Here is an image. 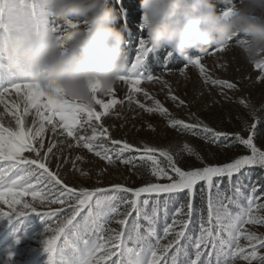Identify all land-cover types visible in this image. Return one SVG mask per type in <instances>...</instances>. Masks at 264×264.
<instances>
[{"label":"snow or ice","instance_id":"snow-or-ice-1","mask_svg":"<svg viewBox=\"0 0 264 264\" xmlns=\"http://www.w3.org/2000/svg\"><path fill=\"white\" fill-rule=\"evenodd\" d=\"M3 3L4 0H0V11ZM30 4L27 20L21 17L19 11L9 12V18L33 34H39L43 27H48V16L42 11V0H31ZM235 4H225L221 13L230 14ZM3 24L4 17L0 15V36L3 35ZM79 26L71 19H63L54 22L51 28L62 33ZM232 43L242 47L244 41L239 35L227 37L213 43L208 54L222 53ZM150 51L141 39L135 60L121 72L117 82H123L126 86V99L129 103L135 100L137 93H143L146 98L154 100V106L146 108L143 103L136 101L139 107L149 113L155 111L167 117L170 115L169 110L140 87L144 81L160 82L162 78L145 74L142 70ZM186 59L181 75L192 65L199 69L205 83L228 89L236 88L234 83L226 80L211 79L202 64V54L196 53ZM254 66L264 74V62H256ZM8 76V82L0 85V105L3 106V112L0 113V219H7L11 224L13 220L36 214L46 221V237L43 240V251L47 253L46 264H236L237 259L243 260L245 264H253L254 261L256 264H264V253L260 251L264 249V235H257L245 227L248 224H264V215L259 214L264 204L258 203L264 194V181L259 185L253 183L250 192L246 194L238 183L237 175L252 167L264 169V150L254 142L259 123L255 113H252L254 122L251 125L245 122V131L249 133L246 138L239 133L215 131L200 121L186 123L181 119L169 120V126L199 135L206 142L218 143L221 138L227 141L231 137L233 143L245 146L250 153L234 158L231 162L208 164L195 149L185 143L183 151L194 156L203 166L184 170L167 149L145 145L141 150L127 141L111 139L109 129L101 123V119L115 105L124 102L115 98L106 102L107 97L114 95L116 84L106 92L101 91L99 86L93 88L94 105L88 107L63 96L59 88L55 92L42 88L28 79L27 75ZM258 79L264 80V75L258 76ZM164 83L167 84V81ZM171 99L175 101L178 98L172 95ZM179 103L183 105L185 102L180 100ZM241 103L248 106L243 100ZM4 114L11 116L15 126H12L11 121L5 125ZM29 117L31 124L28 123ZM89 129L90 135L77 134L87 133ZM48 131L53 133V138L46 143ZM56 137H62L65 141L71 138L73 143H68L67 148L83 147L109 165L120 161L135 166L133 162L137 157L125 158L124 154L142 153L138 158L145 163L150 162L149 174L155 178V182L136 188L123 184H113L108 188L72 186L67 183V173L61 174L69 161L67 158L62 159L63 149L59 154L54 152L60 142ZM101 138L110 140V145L102 142ZM157 153L163 158L164 166L161 159L157 158ZM53 160L56 161L54 166ZM77 161L83 162L84 158L77 155L71 162L72 169L88 177L89 172L81 169ZM105 170L101 169L98 174ZM225 179L228 181V189L221 193L220 185ZM161 180L167 182L160 183ZM198 185L200 199L206 205V216L204 206L199 209L194 206ZM228 190L232 191V196L226 195ZM161 194H167L163 201V236L157 230ZM181 195L186 202L176 209L172 222L167 223V207ZM28 196H31V200L26 199ZM240 201H246V206ZM150 202L149 214L146 209ZM52 205L59 207L52 208ZM228 205H234L238 211L233 213ZM197 213L199 235L193 239L191 234L186 233L189 225L196 223L193 217ZM114 219L118 228L109 226ZM141 219L148 222L143 232ZM221 233H225L226 237ZM169 236L173 239L163 243ZM21 239V236H17L14 245L19 244ZM242 239L247 243L242 244ZM189 246L196 250L194 259L189 256ZM13 255L9 250V262ZM181 256L187 259L180 261Z\"/></svg>","mask_w":264,"mask_h":264},{"label":"rangeland","instance_id":"rangeland-1","mask_svg":"<svg viewBox=\"0 0 264 264\" xmlns=\"http://www.w3.org/2000/svg\"><path fill=\"white\" fill-rule=\"evenodd\" d=\"M18 2L19 0H9L10 13L18 11ZM27 2L30 3L31 0H27ZM47 20L48 27H52L54 26V22H61L63 19L47 17ZM80 27L83 28L86 26L81 25ZM143 29L146 30L145 28ZM239 36L242 38L243 34L241 33ZM146 38L147 35L141 39L146 40ZM139 42L135 43L137 48ZM135 57L136 55H134L130 61L128 57L127 65H130L135 60ZM2 62L3 53L0 52V63ZM202 64L206 68L211 79L226 80L230 83H234L236 88L228 89L219 85H213L210 82L205 83L204 77L201 76L199 69L192 65H189L184 70V75H181V69L178 71L165 70L160 73H149L145 67H143L142 70L145 74L161 76L162 78L160 82L144 81L140 87L147 92L150 97L159 100L161 104L169 110L170 115L167 117L161 116L155 111L149 113L144 108L139 107L136 101L143 103L146 108L154 106V100L146 98L143 93H137L135 95V100L129 103L126 99V86L123 82H117L114 95L112 97H107L106 102L113 98L123 100L124 102L115 105L109 110V114L101 119V123L109 129L111 139L127 141L135 148L141 150L145 145L157 149H167L173 153L176 157L178 166L184 170L203 166L194 156L188 155L183 151L185 143L195 149L208 164H223L231 162L234 158H238L241 155L250 153L245 146L239 143H233L231 137L227 141L221 138L218 143L206 142L205 139L201 138L199 135H192L187 130H178V128L169 126V120L181 119L186 123H196L200 121L207 124L215 131L233 134L239 133L246 138L249 133L245 131V122L251 125L254 122L252 113H255V117L259 119V123H257L254 142L261 150H264V80L258 79V76L264 74L260 73L259 70L255 68L254 63L250 62L245 57L242 47L235 43L230 44L228 49L222 53L216 52L213 55L207 54L203 56ZM30 71L31 70L26 66H22L21 71L13 73L12 76L27 75ZM8 79V74L0 72V85L6 84ZM164 81H167V84H165ZM172 95L176 96L178 99L173 101L171 99ZM180 100H183L185 103L181 105L179 103ZM241 100L245 101L248 106L245 107V105L241 103ZM97 109L102 111L99 106H97ZM2 112L3 106L0 105V113ZM3 119L6 126L10 121L12 126H15L10 115L4 114ZM28 123L31 124V117L28 118ZM149 125H151V127H149ZM77 134L90 135L91 131L89 129L87 133L79 132ZM50 138H53V133L48 131L46 133L45 142L47 143ZM55 139L60 142L57 144V148L54 149V152L59 154L61 149H63L62 159L67 158L69 161V163L64 166L61 174L67 173V183L72 186L108 188L113 184H123L126 187L136 188L149 182H155V178L149 174L150 162L145 163L138 158L142 153L130 152L124 154L125 158L128 156L137 157L133 162L135 166L125 165L120 163V161H116L115 164L109 165L104 160L95 156L94 153H89L87 149L83 147L67 148L68 143H73L71 138H68L66 141L62 137H56ZM101 141L110 145V140L106 138H101ZM226 144L230 146L225 147ZM77 155L84 158L83 162L77 161V164L81 169L89 172L88 177H83L72 169L71 162ZM156 155L158 159H161L162 166H164L165 162L163 158L159 157L158 153ZM55 163L56 161L53 160V166ZM101 169L106 170L102 174H98ZM237 175L239 176L238 183L242 186V190L245 191L246 194L250 192V186L253 183L259 185L261 181H264V169L259 167L242 170V173ZM233 179L235 180L236 177ZM159 182L166 183L167 181L161 180ZM198 187L199 185L197 188ZM226 189H228V181L225 179L220 185L221 193H225ZM166 195L167 194L160 195L161 207L157 230L161 236H163V229L165 227V209L163 201ZM226 195L232 196V191L228 190ZM26 199L31 200V196L26 197ZM153 199H155V196H153ZM177 199L175 202L169 203L167 207V223L172 222L176 209L180 207L177 205L179 202ZM195 200L197 203L194 206L197 209L202 206L205 207L204 215L206 216V205H203L199 192H197ZM185 202L184 200L182 204ZM240 202L246 206V201ZM224 203L228 204V201L224 200ZM258 203L264 204V194L261 195V199ZM51 207L56 208L59 207V205H52ZM228 208L233 213L238 211L234 205H228ZM121 210H125L123 206H121ZM146 211L149 214L151 213V202ZM184 211L186 212L187 209L185 208ZM259 214L264 215V209H260ZM81 215H83V213ZM198 217L199 213L194 215L193 219L196 223L190 224L188 233H186L191 234L193 239L199 235ZM77 219H79V217ZM140 223L144 226L141 229L143 232L144 228L148 226V222L141 219ZM46 226V221L36 214L22 217L19 220H13L11 224H9L7 219H0V239L2 238L4 240V242H0V264H46L47 253L43 251V240L46 237L44 230ZM109 226L118 228L115 219ZM245 227L257 235H264V224H248L245 225ZM221 235L226 237L225 233H221ZM17 236L22 237L21 242L14 245ZM171 239H173V237L169 236L162 242L167 243L168 240ZM154 242L155 241H153V243ZM181 243L183 244L184 241H181ZM241 243L246 244L247 242L242 239ZM131 246L132 244L130 242L129 247ZM9 250L14 253L10 262L8 258ZM247 250L249 249H246V251ZM195 251L194 247L189 246L188 252L192 259L195 258ZM260 251L264 253V249ZM170 255L171 252L169 253V256ZM186 259L187 258L183 256L180 257V261ZM236 264H245V262L237 259ZM253 264H256V262L254 261Z\"/></svg>","mask_w":264,"mask_h":264},{"label":"clouds","instance_id":"clouds-1","mask_svg":"<svg viewBox=\"0 0 264 264\" xmlns=\"http://www.w3.org/2000/svg\"><path fill=\"white\" fill-rule=\"evenodd\" d=\"M48 17L71 19L78 25L62 33L43 27L39 34L9 18V0H4L0 52V72L13 74L26 66L28 79L55 92L59 88L81 105H94L92 89L108 91L127 67L126 26L115 27L118 13L108 0H42ZM144 40L151 51L167 47L169 55L188 57L192 50L230 36L243 34L245 57L264 62V0H239L224 15L217 11V0H141ZM18 11L28 19L31 4L19 0Z\"/></svg>","mask_w":264,"mask_h":264},{"label":"trees","instance_id":"trees-1","mask_svg":"<svg viewBox=\"0 0 264 264\" xmlns=\"http://www.w3.org/2000/svg\"><path fill=\"white\" fill-rule=\"evenodd\" d=\"M235 2L238 4L239 0H217V11L221 12V9L225 4H231ZM141 0H108V7L113 8L118 13V19L115 22V27L122 28L125 27V39L127 40V53L129 61L137 54L136 42H139L141 38L145 37L146 30L142 27V9L140 7ZM212 44L207 46L204 51L192 50L189 56L195 55L196 53L205 56L208 54L209 49ZM186 64V58L180 57L178 55H169V49L167 47L162 48L158 51H150L143 67L149 73H157L165 70L178 71ZM199 192V187L197 188ZM196 199V197H195ZM194 199V200H195ZM199 199V198H198ZM184 197L181 195L177 201V205H181L184 202ZM197 201H194V205ZM200 205V204H199Z\"/></svg>","mask_w":264,"mask_h":264},{"label":"bare ground","instance_id":"bare-ground-1","mask_svg":"<svg viewBox=\"0 0 264 264\" xmlns=\"http://www.w3.org/2000/svg\"><path fill=\"white\" fill-rule=\"evenodd\" d=\"M66 147V146H65Z\"/></svg>","mask_w":264,"mask_h":264}]
</instances>
